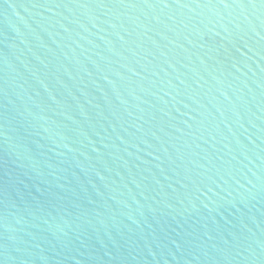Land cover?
I'll use <instances>...</instances> for the list:
<instances>
[{"label":"water","instance_id":"water-1","mask_svg":"<svg viewBox=\"0 0 264 264\" xmlns=\"http://www.w3.org/2000/svg\"><path fill=\"white\" fill-rule=\"evenodd\" d=\"M0 264H264V0H0Z\"/></svg>","mask_w":264,"mask_h":264}]
</instances>
